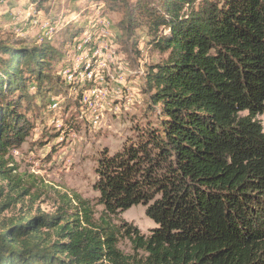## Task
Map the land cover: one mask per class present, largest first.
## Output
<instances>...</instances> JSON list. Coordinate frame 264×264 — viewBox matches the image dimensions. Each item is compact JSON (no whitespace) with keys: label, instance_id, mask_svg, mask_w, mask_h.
I'll use <instances>...</instances> for the list:
<instances>
[{"label":"trees","instance_id":"trees-1","mask_svg":"<svg viewBox=\"0 0 264 264\" xmlns=\"http://www.w3.org/2000/svg\"><path fill=\"white\" fill-rule=\"evenodd\" d=\"M106 1L122 12L120 49L138 53L141 30L162 59L144 76L157 123L104 151L96 202L110 217L143 205L157 227L145 237L94 225L67 200L54 214L0 222V264H264V0ZM60 34V43L0 42L3 182L15 178L10 150L52 100L75 108L67 130L79 117L74 87L58 74L78 33Z\"/></svg>","mask_w":264,"mask_h":264},{"label":"rangeland","instance_id":"rangeland-1","mask_svg":"<svg viewBox=\"0 0 264 264\" xmlns=\"http://www.w3.org/2000/svg\"><path fill=\"white\" fill-rule=\"evenodd\" d=\"M110 8L106 0H0V42L24 37L28 44L43 39L60 43L62 37H57V33L63 34L67 28L78 33L71 43L70 54L59 68L60 77V70L78 55L73 50L81 45L82 34L87 31L101 33L97 27L108 30V41L114 45L117 56L109 67L97 73V78L102 76L107 86L99 87L103 93L97 95L106 98L101 107L95 105L96 96L87 94L82 100L81 92L87 91L88 85L78 92L79 95L70 89V95L79 99L81 107L79 117H74L73 129L67 130V120L73 119L69 115L75 108L72 104L66 107L63 102L64 110L42 112L24 142L10 150L8 167L16 168V171L13 172L14 181L0 180V189H3L0 206L10 203L0 215V222L40 213L54 214L65 208L66 201L70 200L74 211H81L84 207L90 210L94 225H100L105 219L111 221V225L135 227L145 237L157 227L147 217L143 205L110 217L96 202L99 194L94 190L98 179L95 170L104 151L110 155L119 152L142 129L150 123H157V115L151 111L149 95L145 91L144 76L150 66L162 59L153 47L146 44L148 38L141 30L138 31L139 52H128V55L121 50L118 24L122 12ZM45 22L51 26L44 29ZM119 61L120 71H125L123 82H119ZM53 119L64 123V132L56 129ZM260 120L264 127V116ZM119 249L127 255L133 252L130 240L121 236Z\"/></svg>","mask_w":264,"mask_h":264},{"label":"bare ground","instance_id":"bare-ground-1","mask_svg":"<svg viewBox=\"0 0 264 264\" xmlns=\"http://www.w3.org/2000/svg\"><path fill=\"white\" fill-rule=\"evenodd\" d=\"M101 22L103 21L101 20ZM46 26L51 25L49 23H45L43 28ZM96 30H101V33H91L90 31H87L82 34L83 41L81 42V45H77V50H73L74 54L76 52L78 53V55H74L72 57V60L70 62H67L65 66L60 70L61 78L67 84L73 85V91L76 92V94L80 92V90L84 86H89V89L87 91L81 92L82 100L85 99L87 94L96 96L98 93H103L102 90L97 87V73H99L103 68L109 67V63L112 62L114 58H117L116 50L113 48L114 45L108 41V30H104L102 28L100 29L99 27H97ZM109 39L111 38L109 37ZM102 55L105 64H100L102 63ZM124 72L125 71L119 72V74H121L119 82H123L125 80L126 77ZM50 108L51 111L59 110V102L57 100H53V103L51 102ZM81 118L83 119L84 115H82ZM54 122L56 124V129L60 132H64V123L60 120L55 121V119H53V123Z\"/></svg>","mask_w":264,"mask_h":264},{"label":"built area","instance_id":"built-area-1","mask_svg":"<svg viewBox=\"0 0 264 264\" xmlns=\"http://www.w3.org/2000/svg\"><path fill=\"white\" fill-rule=\"evenodd\" d=\"M100 64H105V62L103 61V55H102V63ZM119 71H120V61H119ZM97 87H107L105 86V82L103 81V77L102 76H99L97 78ZM104 99L106 98H102L101 96L99 95H96V99H95V105H100V107L102 106V102H104ZM97 118H96V121L97 122Z\"/></svg>","mask_w":264,"mask_h":264}]
</instances>
